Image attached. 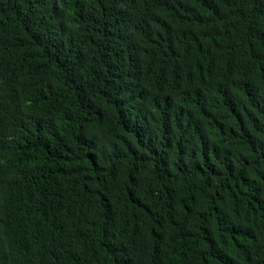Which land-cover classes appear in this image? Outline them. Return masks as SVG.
<instances>
[{
    "label": "trees",
    "instance_id": "1",
    "mask_svg": "<svg viewBox=\"0 0 264 264\" xmlns=\"http://www.w3.org/2000/svg\"><path fill=\"white\" fill-rule=\"evenodd\" d=\"M0 264H264V0H0Z\"/></svg>",
    "mask_w": 264,
    "mask_h": 264
}]
</instances>
